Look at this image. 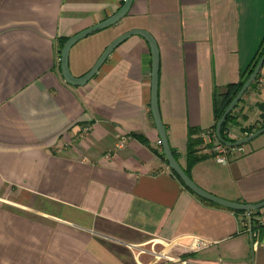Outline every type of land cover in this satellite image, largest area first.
Listing matches in <instances>:
<instances>
[{"label":"crops","instance_id":"1","mask_svg":"<svg viewBox=\"0 0 264 264\" xmlns=\"http://www.w3.org/2000/svg\"><path fill=\"white\" fill-rule=\"evenodd\" d=\"M123 2L0 0V264H264V225L254 249L244 212L195 195L161 156L143 37L119 43L85 85L62 78L59 39ZM130 29L157 45L158 112L184 169L188 130L215 126L213 94L237 82L264 36V0H132L117 23L71 46V74ZM234 115V140L264 124V63ZM197 155L188 173L201 189L264 200V132L226 164L202 142Z\"/></svg>","mask_w":264,"mask_h":264},{"label":"water","instance_id":"2","mask_svg":"<svg viewBox=\"0 0 264 264\" xmlns=\"http://www.w3.org/2000/svg\"><path fill=\"white\" fill-rule=\"evenodd\" d=\"M132 0H124L121 7L115 11L112 15L106 17L105 19L71 35L66 39V41L63 43L61 49H60V58H59V67L61 76L64 79V81L72 86H83L85 85L98 71L100 66L104 63L108 55L113 51V49L121 43L123 40L128 38L131 35H139L143 37L150 49V55H151V81H150V112L152 115V119L158 134L159 138V144L162 148V154L167 162L168 167L176 174V176L180 179V181L183 183V185L188 188L191 192H193L195 195L199 196L200 198L210 201L214 204L227 207L229 209H233L235 211H241V212H250V211H256L264 207V200L260 201L255 204H249V203H239V202H233L228 201L225 199H221L219 197H216L203 189H201L199 186H197L189 176H187L183 170V168L179 165L177 160L173 157L171 149L168 144V140L165 135L163 124L161 123V119L158 112L157 107V73H158V51H157V45L153 39V37L145 30L143 29H130L127 30L119 35H117L115 38H113L103 49V51L100 53V55L97 57L95 62L92 64V66L81 76L75 77L71 74L68 67V53L71 46L76 43L78 40L95 33L97 31L103 30L115 23H117L128 11L130 4ZM264 63V51L257 61L256 65L254 66L252 72L249 74V76L246 78V80L241 85L240 89L237 91V93L234 95V97L231 99V101L228 103V105L225 107L224 111L218 118V120L215 123L214 126V133L217 138V140L226 146L229 147H235L240 146L242 144H245L258 135L262 134L264 132V126L256 129L252 133L235 139L234 141H224L221 138L220 135V128L222 126L223 121L225 120L227 114L234 108V106L237 104L239 99L242 97L246 89L250 86V84L254 81L256 78L262 64Z\"/></svg>","mask_w":264,"mask_h":264},{"label":"trees","instance_id":"3","mask_svg":"<svg viewBox=\"0 0 264 264\" xmlns=\"http://www.w3.org/2000/svg\"><path fill=\"white\" fill-rule=\"evenodd\" d=\"M65 40L66 39H64V38H60L59 39L60 47L62 46V44L64 43ZM263 51H264V36H263L258 48L256 49L255 53L253 54L250 62L248 63L246 68L240 73L239 79L237 80V82L226 85V87H225L223 92H215L213 94L212 103H213L214 120H215V122L218 120V118L220 117V115L224 111L225 107L228 105V103L231 101V99L234 97V95L240 89V87L243 84V82L246 80V78L252 72L254 66L256 65L257 61L261 57ZM255 80H256V78L250 84V86L246 89L244 94L253 85ZM240 100H241V98L239 99V101ZM239 101L237 102V104L239 103ZM237 104L227 114V116H226L225 120L223 121L222 126L220 128V135H221V138L224 141H231V139L228 138L226 134H227V130H228V124L230 122L235 123L236 116L234 115V110H235ZM261 126H264V124H262ZM212 130H214V125L212 126ZM241 130L243 132H245L246 134H250V133H252L254 131L252 127L242 128ZM199 133H200V130H198V129H189L188 130V134L189 135H188V139H187V167L183 169L187 176H189L188 168L190 166H192V164H194L195 162H197L198 160L203 158L202 155H197L198 146L201 144L202 141L197 136L193 137L194 135L199 134ZM140 140L145 142V140L142 139V138H140ZM171 152H172L173 157L176 159V155H175V153H174V151L172 149H171ZM161 156L163 157V159H165L163 154H161ZM256 212H258V210L252 211L251 213L254 214Z\"/></svg>","mask_w":264,"mask_h":264},{"label":"built area","instance_id":"4","mask_svg":"<svg viewBox=\"0 0 264 264\" xmlns=\"http://www.w3.org/2000/svg\"><path fill=\"white\" fill-rule=\"evenodd\" d=\"M199 138L208 147L212 158L220 164H226L229 160L231 149L238 147H229L219 142L212 129L201 130ZM230 139L231 141L234 140L231 137ZM251 212H244V219L241 221V231L249 236L251 245L255 249L259 244V227L264 225V207L254 214ZM204 245L205 242L200 239H193L191 242V246L197 249Z\"/></svg>","mask_w":264,"mask_h":264},{"label":"rangeland","instance_id":"5","mask_svg":"<svg viewBox=\"0 0 264 264\" xmlns=\"http://www.w3.org/2000/svg\"><path fill=\"white\" fill-rule=\"evenodd\" d=\"M168 264H176V263H174V262H169Z\"/></svg>","mask_w":264,"mask_h":264}]
</instances>
